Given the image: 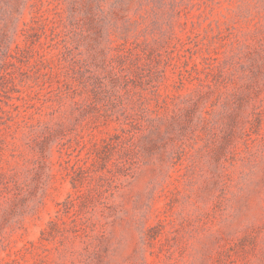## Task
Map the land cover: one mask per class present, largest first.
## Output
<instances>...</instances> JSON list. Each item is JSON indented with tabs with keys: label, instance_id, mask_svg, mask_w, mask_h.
<instances>
[{
	"label": "rangeland",
	"instance_id": "374dc122",
	"mask_svg": "<svg viewBox=\"0 0 264 264\" xmlns=\"http://www.w3.org/2000/svg\"><path fill=\"white\" fill-rule=\"evenodd\" d=\"M0 264H264V0H0Z\"/></svg>",
	"mask_w": 264,
	"mask_h": 264
},
{
	"label": "trees",
	"instance_id": "16d2710c",
	"mask_svg": "<svg viewBox=\"0 0 264 264\" xmlns=\"http://www.w3.org/2000/svg\"><path fill=\"white\" fill-rule=\"evenodd\" d=\"M156 129L159 130L158 127ZM124 133H125V131H124ZM129 137L130 136H128L126 134L118 135V138L121 139V141L126 140ZM130 149H131V152H133L132 156L137 159V157L139 156V153H140V150L138 148V144L136 142L132 141L131 144H130ZM137 160H134L133 162H137Z\"/></svg>",
	"mask_w": 264,
	"mask_h": 264
}]
</instances>
